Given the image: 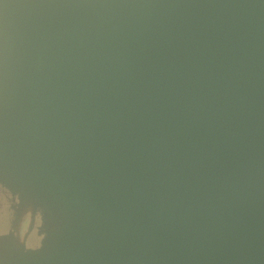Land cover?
Wrapping results in <instances>:
<instances>
[{"label": "water", "instance_id": "obj_1", "mask_svg": "<svg viewBox=\"0 0 264 264\" xmlns=\"http://www.w3.org/2000/svg\"><path fill=\"white\" fill-rule=\"evenodd\" d=\"M0 186V264H264V0H0Z\"/></svg>", "mask_w": 264, "mask_h": 264}, {"label": "flooded vegetation", "instance_id": "obj_2", "mask_svg": "<svg viewBox=\"0 0 264 264\" xmlns=\"http://www.w3.org/2000/svg\"><path fill=\"white\" fill-rule=\"evenodd\" d=\"M17 203V197L3 186H0V235L8 234L11 231L17 232L16 229L19 228V222L15 224L16 228H14ZM41 224V216L37 215L33 224V230L27 238L28 247L35 248L39 245L42 238V235L39 234Z\"/></svg>", "mask_w": 264, "mask_h": 264}]
</instances>
